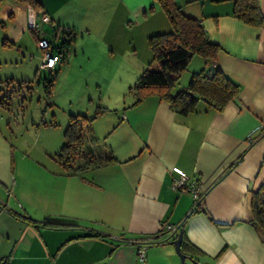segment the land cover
Masks as SVG:
<instances>
[{"label": "crops", "instance_id": "obj_1", "mask_svg": "<svg viewBox=\"0 0 264 264\" xmlns=\"http://www.w3.org/2000/svg\"><path fill=\"white\" fill-rule=\"evenodd\" d=\"M37 1L54 33L81 30L103 40L99 73H133L114 109L79 114L93 119L82 123L83 155L102 165L76 171L83 160L74 169L56 160L59 173L22 163L0 125V264H181L173 245L181 230L197 249L182 252L199 264H264V234L252 225L253 196L264 185V23L237 19L233 1L177 0L220 48L209 66L194 57L182 83L207 67L240 88L223 111L201 101L180 115L157 97L134 106L126 93L152 63L149 38L171 31L154 0ZM7 2L19 7L16 18L26 13L28 26L26 4ZM182 176L201 184L199 210L191 194L175 189ZM164 223L179 229L160 235ZM190 258L185 264H194Z\"/></svg>", "mask_w": 264, "mask_h": 264}, {"label": "rangeland", "instance_id": "obj_2", "mask_svg": "<svg viewBox=\"0 0 264 264\" xmlns=\"http://www.w3.org/2000/svg\"><path fill=\"white\" fill-rule=\"evenodd\" d=\"M16 6V2L0 0V96L10 99L6 108H0L3 137L20 162L64 173L55 155L65 143L70 116L90 115L97 105L114 109L121 103L117 96L133 71L117 68L107 76L99 73L106 45L96 34L88 36L80 30L67 50L69 62L57 70L59 74L48 92L45 79H49V72L39 70L42 53L38 41L28 29L26 13L16 18L20 12ZM44 33L49 40L54 38V28L48 24ZM118 59L123 62L124 57ZM152 69L157 71L158 65ZM182 82L176 88L189 84V80Z\"/></svg>", "mask_w": 264, "mask_h": 264}, {"label": "trees", "instance_id": "obj_3", "mask_svg": "<svg viewBox=\"0 0 264 264\" xmlns=\"http://www.w3.org/2000/svg\"><path fill=\"white\" fill-rule=\"evenodd\" d=\"M19 1L26 4V6H32L40 10L37 0ZM154 1L162 8L171 25V31L149 38V47L153 56L152 63L140 75L128 92L135 99L134 106L141 104L150 97H157L161 101L168 103L172 111L180 115L195 113L201 101L205 102L213 110L223 111L238 97L240 88L218 69L213 70L206 67L194 73L188 86L174 93L180 79L187 71L194 57L198 56L202 58L207 66H209L215 62L220 48L210 42L206 31L198 20L190 18L183 13L177 0ZM211 1H233L235 3L234 16L249 26L261 28L264 23V16L260 9L259 0ZM54 35V50L62 56V62L63 60L67 61V50L75 41L76 34L70 30H63L62 32L55 31ZM35 37L38 41V37L36 35ZM59 41L62 43L59 44ZM154 64L158 65L157 71L152 69ZM58 74L59 72L55 70L49 73V79H45V87L48 92L53 88ZM0 92H2L1 87ZM9 102V98L5 96L1 98L0 96V108H6ZM104 112L105 110L100 108L98 114ZM92 121L93 119L88 120L79 115L70 116V122L64 134L65 143L55 156V159L60 164L74 169L73 165L76 160H83V165L76 168V171H79L104 163L102 160H93L83 155L84 127L82 123H90ZM199 207L196 210L201 208ZM252 210V225L258 232L264 234V185L253 196ZM50 225L47 224V226ZM51 226L58 227L57 225ZM133 244L140 245L141 243L133 241ZM181 248L185 252L197 251L185 237L183 238Z\"/></svg>", "mask_w": 264, "mask_h": 264}, {"label": "built area", "instance_id": "obj_4", "mask_svg": "<svg viewBox=\"0 0 264 264\" xmlns=\"http://www.w3.org/2000/svg\"><path fill=\"white\" fill-rule=\"evenodd\" d=\"M27 7L28 29L38 37V48L42 53L40 58L39 70L47 71L49 73L54 72L58 65L62 63V56L54 50L55 46L53 45V39L49 40L45 37L44 26L49 24L51 19L41 10H37L32 6ZM174 187L179 192L191 194L194 198L195 206H200L204 197V192L199 182H191L187 177L182 176L178 181L175 182ZM160 229V233L163 232L174 234L178 231L179 228L164 223L161 225ZM145 251V247H140L138 249V255L142 262L146 260Z\"/></svg>", "mask_w": 264, "mask_h": 264}, {"label": "water", "instance_id": "obj_5", "mask_svg": "<svg viewBox=\"0 0 264 264\" xmlns=\"http://www.w3.org/2000/svg\"><path fill=\"white\" fill-rule=\"evenodd\" d=\"M183 238H184V235H183V231L181 230V231L179 232V235H178L177 239L173 242V245H174V247H175L176 254L178 255V257H179L180 260H181V264H185L186 260H187L188 258H190V257H188L187 254H184V253L182 252V248H181V246H182ZM190 259H191L192 263H194V264H199V263H197L194 259H192V258H190Z\"/></svg>", "mask_w": 264, "mask_h": 264}]
</instances>
